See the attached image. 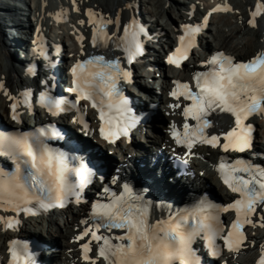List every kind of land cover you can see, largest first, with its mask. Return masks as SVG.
<instances>
[{
  "label": "snow or ice",
  "instance_id": "snow-or-ice-1",
  "mask_svg": "<svg viewBox=\"0 0 264 264\" xmlns=\"http://www.w3.org/2000/svg\"><path fill=\"white\" fill-rule=\"evenodd\" d=\"M231 10V5H216L203 17L202 23L183 24L180 44L168 57V62L180 67L188 59L196 36L208 26L212 13ZM88 11V22L95 24L91 18L94 15L92 10ZM262 13L264 3L258 2L247 23L255 25V18ZM99 23L103 27H94L91 37L93 46L107 43L109 36L105 28L108 24H114L117 29L121 27L118 16L115 20L101 19ZM123 33L122 37L115 40V44L116 47H122L131 65L136 57L144 54L141 37H146L148 32L142 23L133 18L123 26ZM79 38L83 40V36ZM33 43L37 45L35 50L45 55L40 45L36 41ZM205 63L206 71L194 73V87L186 82L175 81L176 88L170 93L177 101L170 107L180 108L183 98L188 102L182 109L183 116L196 121L195 125L185 121L182 132L177 130L176 124L171 125L175 143L189 151L194 150V145H206L211 148L222 147L225 153L229 150L244 153L253 145L254 127L247 121L255 113L264 114V51L239 62L233 56L217 51ZM70 72L71 86L67 91L76 94L75 100L70 101L66 97L55 99L50 92L41 91L40 103L50 113L60 115L72 109L83 113L84 109L78 102L90 101L99 115V135L104 140L115 143L118 137L127 136L136 118L121 81L128 82L131 71L121 67L119 58L88 55L86 59H77L71 65ZM48 83L51 81L46 80L45 84ZM52 86L55 87V84ZM4 87L0 83V88ZM21 95L25 104L31 107L30 93L25 90ZM8 96L15 101L10 92ZM10 107L11 119L22 122L18 114L19 102L11 103ZM217 111L229 114L233 121L231 127L219 133L215 132L210 118ZM76 122L82 125V132L91 131L87 120L77 118ZM60 136L61 133L51 124L30 133L0 132V158L8 159L13 165L11 169L0 166V208L29 213L33 207L47 209L56 206L57 202L63 207L69 198L81 202L82 189L85 184L92 182L95 173L79 157L76 158L78 166L69 167L66 154L48 143L49 138ZM225 160L226 157L221 158L220 175L231 192L237 194L236 197L223 204L202 200L196 209L175 218L170 215L168 220L157 221L156 224H151L148 218L151 202L134 192L127 183L119 195L111 187H102L103 193H110L111 198L106 203L98 198L91 204V221L94 222L89 227L90 221L85 219V227L76 237L77 240L91 237L81 245L84 259H90V252L96 254L92 247L93 241L101 242L97 256L100 264H200L192 247L197 238L206 241L212 256L220 254L218 239H222L230 252L238 253L241 245L248 240L245 225L255 226L257 220L264 221V166L243 159H236L233 163H226ZM184 163L187 164V160ZM73 174L79 179L70 180ZM117 183L118 178L110 182ZM220 213L234 214V219L225 223ZM11 221L12 217H8L5 225L12 227ZM113 229L126 231L123 235L111 236ZM101 230H107L109 234ZM11 244L17 245L18 242L11 241ZM259 247L262 254L258 264H264V244ZM9 250L15 264H30L24 250L11 247ZM92 264H96V261Z\"/></svg>",
  "mask_w": 264,
  "mask_h": 264
},
{
  "label": "bare ground",
  "instance_id": "bare-ground-1",
  "mask_svg": "<svg viewBox=\"0 0 264 264\" xmlns=\"http://www.w3.org/2000/svg\"><path fill=\"white\" fill-rule=\"evenodd\" d=\"M9 1L10 0H0V11L8 16L14 17L13 19L7 20L4 16L0 15V81L5 80V87L0 88V114L1 112L6 113V111L8 110V100L10 98L8 96L9 92L11 93V95L16 94L22 84L34 82L37 80L36 78L32 79L26 73L25 69L21 68V66H27V64L18 55L20 51H23V49L20 48V51H13L12 48L14 47L13 44L16 36L13 39L12 36L8 35V32H11L13 29H15L18 33H20V35H22L21 38H28V42L31 44L33 43V41H36L37 44H39L41 41H46V39H49L48 34L46 33V29L48 27L55 25V21L58 18L65 19L66 16H70V22L65 21V24L61 26V28L63 27L64 31H67L68 37L73 40V44L67 47L68 49L66 50L65 55L69 56L71 53L81 54L82 51L88 50L96 51L94 48H91L89 43V38L92 35V25L88 23V27L83 32H81L82 28L80 29V26H82V23L80 22L86 20L83 12L84 8L86 9V11H88V9H91L94 14L91 17L92 19L101 16L115 20L117 16L119 17L121 27L117 29L114 24H111L109 40L106 44H104L107 52L116 55L117 51L115 40L118 38V33L123 28V26L127 24L129 18L136 15L138 5L142 0H118L117 2H114L112 0H75V3H73V1H71V3H66V0H53V11H43L44 9L42 10L41 8L42 5L40 0H26L27 2H25L24 5L25 7H27V9H31L30 16L34 17V22L32 21L31 23H25V26L22 25V23L18 20V17L13 13L14 8ZM221 1H228L229 3L234 5L235 14L233 19L235 20V26L233 28L229 27L231 25L230 21L221 16L216 28H214V26H212L214 25L212 24V21L214 20L216 14L213 15L211 23L209 25V33H211V36L216 42V46L225 48L240 57H247L249 55H252L259 48H261L264 43V37L262 34L263 28L261 27V25H264V13H262L256 19V27H254L253 25H249L247 21L252 18L251 12L254 11L256 4L258 2L264 3V0H246L245 3H242L241 0ZM149 2L151 6L153 5V8L150 9L148 16L150 18L153 17L160 23L164 21L167 11L172 9L177 10V13L179 14V20H181V22L197 20L199 18V15L203 13V10L207 11L208 9H211V7L214 6L217 0H191L186 9H183L185 7L179 5L178 1L176 2L173 0H166V3H164L165 1L163 2V0H149ZM193 5H195L196 8L194 12H192ZM80 6L81 9L83 7L84 8L82 10L80 8H77ZM57 13H62V15L58 16ZM30 18L31 17H29L28 19L29 22ZM1 19L5 21H2ZM167 21L168 20H166L164 24L168 27L169 24L167 23ZM181 22L171 27L174 35L179 33ZM11 24H13V26H11ZM36 24H38V27H36ZM161 29V36H163L165 39L171 40L173 38L172 35L168 31H166L164 26L161 27ZM79 31L81 32V34ZM114 32L116 33L115 36L112 35ZM5 36H7V40H5ZM81 36H83V42H81L82 40L79 38ZM84 36H86L87 38H85ZM239 37L240 40L237 41L236 39ZM57 38L59 40V43H61L62 37L60 36V33L58 34ZM75 38L77 39L75 40ZM7 41L10 45L6 44ZM24 42V44H27L26 41ZM32 45L37 46L34 43ZM73 45L75 46V50L71 49ZM207 47L211 50L215 49V46L211 44V40L207 41ZM163 51L164 46L162 45L160 46V50L158 52L155 51V57L158 58L157 62L159 64H162L161 55ZM3 55L6 56V59L3 57ZM201 59L202 58H200V60ZM188 63H190V61H188ZM188 63L185 66V71L192 68V64L190 63V65ZM169 85L170 82L168 79H166L163 84V89L167 90ZM172 117H177V114H173ZM224 121H228V118L221 117L217 119V124L222 126V122ZM166 129L167 126H165L161 130H156V138L147 136L148 142L151 141L159 146H168L169 142L166 134ZM89 137L96 138V135L89 134ZM258 137L264 140V129L260 131ZM139 145L140 144H138L136 141L131 145L119 143L116 148V150H118V152L116 153L117 156L112 155L109 156V158L111 160L120 159V161H122L123 159H127L129 153L139 151L137 148V146ZM261 145L264 148V144L261 143ZM201 153L202 156L206 159L201 158L200 160H192V164L198 172L199 170L205 171V175L198 176L197 180H201V184L203 185H206V183H208L210 185V189H213L218 193L225 194L224 187L215 177L213 171L210 168L209 161H207V159H214L218 152L209 148H203L201 149ZM86 209L87 207H77L71 210L67 209V212H69V214H73L71 218L64 216H62V218H58V214L53 213L50 217V220L46 224L44 221L45 226L43 222L39 220L43 219L42 217H38L33 223L31 222V219L34 218L24 219L20 227V231L25 235H28L31 231H34L36 234H40V236L42 235L45 240L52 242L53 245L54 241L58 240L59 238L58 232H61L64 234L65 239L60 242V246L56 244L60 252V256L57 257L60 264H90V262L88 263V261H86L82 256L77 244L71 243L70 240V238L75 234L76 226L80 224L78 214H81ZM0 214H3L1 210ZM3 220L4 219H0V247L5 245L7 239L12 234V231L4 227ZM261 223L264 224V221H261ZM261 244H264V229H256L254 233L252 232L251 242L248 245L247 250L244 253L241 252L237 255H228L226 257L225 264H249L250 262L251 264H253V256H247L246 253L252 252L253 250L254 252L259 250V246ZM53 250L57 249L53 248ZM52 252L54 254V252L56 251Z\"/></svg>",
  "mask_w": 264,
  "mask_h": 264
},
{
  "label": "rangeland",
  "instance_id": "rangeland-1",
  "mask_svg": "<svg viewBox=\"0 0 264 264\" xmlns=\"http://www.w3.org/2000/svg\"><path fill=\"white\" fill-rule=\"evenodd\" d=\"M41 1V5L43 6H41V8H42V10L43 11H45V10H53V0H40ZM67 2H71V1H69V0H66ZM112 1H114V2H117L118 0H112ZM165 1V2H164ZM173 1H178V3H181V4H179V5H184V7H187L190 3V0H173ZM240 1V0H239ZM245 1L246 0H241V2L242 3H245ZM163 2L164 3H166V0H163ZM140 11H142V12H145V11H148V10H150L151 8H153V5L151 6V4H150V2H149V0L148 1H145V0H142V1H140ZM169 3V2H168ZM147 4L149 5L148 7H147ZM82 6V5H81ZM81 6L80 7H77V8H80L81 9ZM84 8V7H83ZM82 8V9H83ZM81 9V10H82ZM76 10V9H75ZM77 10H79V9H77ZM89 10V9H88ZM83 12H84V15H85V18H86V20H83L84 21V23H82V26H80V29L82 28V30H81V32H83L84 30H86V28L88 27L87 26V24L89 23L88 21H89V14H88V12L89 11H86V9L84 8V10H83ZM233 13V12H232ZM232 13H229V14H227L226 16H224V18L225 19H228L229 21H230V23H231V25L229 26V27H231V28H233L235 25H234V23H235V20L233 19L234 18V13L232 14ZM149 14V13H148ZM23 17H24V19H25V22H28L29 23V17H31L30 18V22H31V20L34 22V17L33 16H29V15H22ZM152 19L155 21V22H157V24H158V26H160V27H163L164 26V28L170 33V34H172V32H171V27H173L174 25H176V24H178L179 22H178V20H179V14L177 13V10L176 9H172V10H168L167 11V13H166V17L164 18V21L163 22H158V20H156V19H154L153 17H152ZM168 20L167 21V23L169 24L168 25V27L164 24L165 23V21L166 20ZM2 20V19H1ZM28 20V21H27ZM2 21H5V20H2ZM87 21V22H86ZM176 21V22H175ZM86 22V23H85ZM37 23V22H36ZM233 24V25H232ZM214 28H216V26H217V21L214 23ZM36 27H38V24H36ZM17 32V31H16ZM15 32V34H17ZM80 32V31H79ZM81 32H80V34H81ZM11 32H8V34H10ZM17 35H19L20 37H22V35H20V33H18ZM67 39V38H66ZM71 39V38H70ZM77 38H75V40H76ZM237 41H239L240 40V37L239 38H237L236 39ZM66 42L68 43V40H66ZM214 43V42H213ZM73 44V40L71 39V45ZM214 44H216V43H214ZM160 45L161 44H159V47H160ZM71 49H73V50H75V46L73 45L72 47H71ZM20 52H22V51H20ZM19 52V56L21 57L22 56V54ZM24 53V52H23ZM3 57L6 59V56H4L3 55ZM60 233V234H59ZM61 235V236H60ZM58 237H59V240L61 241V240H63L64 239V237H63V233H61V232H58ZM63 238V239H62ZM254 251V250H253Z\"/></svg>",
  "mask_w": 264,
  "mask_h": 264
}]
</instances>
